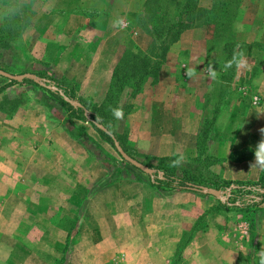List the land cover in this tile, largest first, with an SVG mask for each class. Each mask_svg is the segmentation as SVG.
Wrapping results in <instances>:
<instances>
[{
    "label": "crops",
    "instance_id": "obj_1",
    "mask_svg": "<svg viewBox=\"0 0 264 264\" xmlns=\"http://www.w3.org/2000/svg\"><path fill=\"white\" fill-rule=\"evenodd\" d=\"M4 1L0 0V5ZM145 1H21L24 9L20 11L23 22L18 41L23 50L39 55L32 57L21 74H47L54 86L86 112L88 103L101 105L123 59L126 65L131 55L155 56L154 51L138 44L137 31L143 33L147 43L152 40L130 19L143 10ZM195 31H186L179 40V50L187 51L181 55H186L189 71L187 65H178V54L171 47L164 63L156 68L157 76L145 78L139 92L126 93L119 104L123 116L116 119L125 123L126 139L132 147L131 151L124 150L143 165L170 160L175 176L190 180L192 185H230L234 189L257 184L264 170L254 165L256 150L264 142V130L258 128L264 121V115L258 112L260 104L246 103L241 114L240 100L235 97L229 103L223 94L213 102L211 112L209 100L200 99L201 93L205 91L204 98L210 90L199 78L204 68L189 65L199 56L193 51L198 43L209 41L198 39ZM262 39L264 45V36ZM1 42L6 47L0 51L11 49L0 27ZM74 92H83L79 94L83 100L78 102ZM24 113L25 123L31 127L55 124L53 119L62 117L58 111L48 117L41 104ZM71 120L74 125L80 122ZM52 130L45 146L52 148L63 140L60 154L67 162L60 160L57 169L55 165L49 169L57 170L60 192L77 204L64 216L71 222L69 229L59 228L82 252L75 264H264L262 189L251 190L257 208L245 218L241 208L220 210L219 201L203 193L157 189L139 170L124 177L119 170L107 172L99 164H80L82 157L89 156L71 137V131L58 125ZM48 161L54 163V159ZM80 179L88 180L81 194L76 193ZM211 209L216 211L214 216H207ZM63 263L68 264L67 260Z\"/></svg>",
    "mask_w": 264,
    "mask_h": 264
},
{
    "label": "rangeland",
    "instance_id": "obj_2",
    "mask_svg": "<svg viewBox=\"0 0 264 264\" xmlns=\"http://www.w3.org/2000/svg\"><path fill=\"white\" fill-rule=\"evenodd\" d=\"M21 1L23 0H5L0 5V27L7 40V46L12 49L0 51L2 54L0 70L13 75H19L26 70L27 63H30L32 57L37 55L30 50H26L28 52L23 50L18 41L23 22L20 11L24 9ZM212 1L195 0L196 6L202 11L210 10L207 7L211 6ZM226 2L227 0H220L219 9H222V3ZM228 2L231 5L227 7L225 14L217 11L216 14L201 17L196 23L190 24L189 29L181 33L182 35L192 29L196 30L195 34L198 39L209 40L205 43H198V47L193 51L200 57H196L189 65L204 68L203 77L199 78H202L201 83L204 86L206 85L207 88L210 86V90L204 98L205 91L201 93L200 99L209 100L211 112L215 107L213 102L218 96L225 94L227 102H231L235 97L240 100L241 112H239L241 114L244 113L246 103L251 104L252 102L254 106L260 104L258 112L264 115V45L262 39L264 36V0H228ZM165 6H168L167 20L172 19L176 15V10L180 8L167 3L166 0H161L160 7ZM218 14L219 19L225 21L226 28L223 29L230 31L228 27L231 28V33H226L227 35L223 38L215 37L217 30L209 22L212 20L214 23ZM130 19L134 21L133 18ZM141 34L143 33L137 31V37L133 34L131 36H135L138 44H143L145 50L149 51L151 42L147 43ZM181 35L168 47L167 52L171 47L173 51L176 49L178 65L182 68L187 65L189 71L186 55H181L187 51L179 50ZM226 43H229L228 47ZM224 45H226L225 48H223ZM37 49L40 50V47ZM201 58L204 59L200 60ZM36 59L38 58L35 57L34 60ZM184 70L183 72H186V69ZM40 78L53 83L47 74L41 75ZM256 78L257 82H255ZM23 82L8 85V79L0 76V264H62V261L66 260L68 264H75L81 258L82 252H78L77 246H73L72 239L64 233L61 234L59 228L62 227L64 231L69 229L71 222L64 216L69 212L72 213L77 204L69 202L68 197L60 192L56 183L58 176L57 170L54 169H57L56 165L60 160L67 162V158L64 155L61 157L60 154L64 148L60 146L63 140L59 139V143L52 148L48 147V149L45 146L47 138L53 132L51 128L53 129L55 125L66 126L71 131V137L76 140L77 145L84 148L89 156L88 158L82 157L80 164H87L91 167H97L99 164V167L107 172L119 170L124 177L128 175L127 172H136L137 169L126 163L114 150L115 148L103 140L89 124L83 125V122H79L76 127L74 126L75 128L71 126L68 121L72 116L63 107L59 109L57 105H54L55 101L49 96V94L58 96L57 94L45 93L37 84L34 83L35 86ZM82 93L74 92L78 102L83 100L79 95ZM126 93L130 92L126 89L123 94H120L118 105L126 97ZM258 97L261 98V103ZM255 100H257L256 104H254ZM37 104L42 105L48 117L49 115L54 116L57 111L62 117L58 121L53 119L55 124L28 126L25 123L24 112ZM69 106L72 111L76 109ZM88 106L87 115L90 117L93 115L90 112L93 111L91 109L94 104L88 103ZM107 114L108 120L103 121L100 116L96 122L102 123L101 125L114 136L123 150L125 148L131 151L132 147L128 145L126 139L125 123L121 119H116L113 112ZM228 115H230L229 111L226 112L227 117ZM258 128L264 130V121L259 123ZM50 150L53 152L48 154ZM50 159H54L55 164H48ZM54 165V169H49ZM156 176L155 174L153 178H150L152 184L158 180ZM87 184V179L84 181L80 179L76 193L79 191V194L83 193ZM207 188L225 192L226 200L224 203L219 202L220 210L241 208L240 212L248 218L251 217L253 209L257 208L251 196V190L255 189L254 187L237 185L234 190L230 189V185H222ZM214 212L216 211L211 209L207 212V216H214ZM245 212L248 213L245 214ZM67 246H69L66 252L68 255L64 257Z\"/></svg>",
    "mask_w": 264,
    "mask_h": 264
},
{
    "label": "trees",
    "instance_id": "obj_3",
    "mask_svg": "<svg viewBox=\"0 0 264 264\" xmlns=\"http://www.w3.org/2000/svg\"><path fill=\"white\" fill-rule=\"evenodd\" d=\"M166 1L169 4L176 5V7H180L178 10H176V15H174L170 20L166 19L169 15L166 13V9H168V6L162 7L164 9L163 10L160 7L161 0H146L143 10L140 13L134 14L132 16L134 21H131V23L151 37L152 41L150 51H154L155 56L150 57L149 55H145L143 53L131 55V57L128 58L126 65L124 61L125 59H123L120 67L115 71L113 84L106 100L101 105H94L92 107L91 110L93 111H91V113H93V115L88 119L86 118L84 109L77 108L75 109L76 111H72L69 104L65 102L59 95L53 96L52 94H49V90L39 87L45 93H48L49 96L52 97L53 101L57 102L61 107L65 109V111L69 112L70 116H72V118H74L76 121L87 122L93 129H95V131L101 136V138H103V140H105L112 146V148H114L112 139L108 135L97 129L94 122H96L100 116L102 118L101 120H108L107 113L114 112L115 109H119L118 98L121 93L123 94V91L125 92L124 88L127 87V85H129L127 90L130 92V94H134L139 92L140 83L144 81L145 78H155L157 76L156 68L161 65V61L163 62L168 51V47L172 43L177 41L183 31L190 28V24L196 23L201 17L210 15L212 13L216 14L217 11L225 14L227 12V7L231 5L227 0L225 4L222 3V9H219L220 0H213L211 2L212 4L210 10L202 11L196 6L195 0ZM200 12H202V14H200ZM215 19V24L212 22V20H209V22L213 24L217 30L215 37L223 38L227 35L226 33H231L230 27H228L230 31L223 29L224 27L226 28V24L224 23L225 21L219 19V14ZM228 46L229 43L227 44V47ZM5 47V42H1L0 49ZM225 47L226 45L223 46V48ZM36 76L40 77L39 75ZM23 83L34 84V82L30 79H25ZM14 84L18 83L8 80V85ZM114 102L116 105L114 104ZM68 123L71 126L73 125V127H76L72 120L68 121ZM144 165L148 166L149 168H153L156 175L158 171L163 173V180L158 179L155 184H152V186H154L155 188L163 190H187L188 188H190V180L186 178H178L175 176L174 171L171 170L172 164L170 160L160 159L154 164L144 163ZM247 185L250 186V188L257 187L263 190V192L261 193V201L262 203H264V170L257 184ZM234 190H236V188ZM246 213L248 212H245V214Z\"/></svg>",
    "mask_w": 264,
    "mask_h": 264
},
{
    "label": "water",
    "instance_id": "obj_4",
    "mask_svg": "<svg viewBox=\"0 0 264 264\" xmlns=\"http://www.w3.org/2000/svg\"><path fill=\"white\" fill-rule=\"evenodd\" d=\"M0 76L8 79L10 81L17 82V83L23 82L25 79H30L35 84H37L38 86L45 88V89L59 95L65 102H67L69 105L73 106L74 108L84 109L79 103L70 99L60 89H58L56 86H54V84L36 76V75H32V74L13 75V74L7 73L3 70H0ZM84 111H85L86 118L88 119L89 115H87V112L85 109H84ZM94 124H95L97 129H99L100 131H102L103 133H105L106 135H108L112 139L113 146H114L116 152L119 154V156L126 163L131 165L133 168L139 170L140 172L144 173L145 175L149 176L150 178L154 177V175H155L154 169L149 168V167L141 164L140 162L136 161L135 159L131 158L127 153H125V151L121 148L119 143L115 140L114 136L112 134H110V132L107 131V129L103 125L99 124L98 122H94ZM156 177L160 180H163V173L158 171ZM189 187L190 188H188L187 190H191V191H195V192L203 193L205 195L212 196L215 199H217L219 202L224 203V201L226 200L225 192H223V191H219L216 189L207 188V187H203V186H196V185H192L190 183H189Z\"/></svg>",
    "mask_w": 264,
    "mask_h": 264
},
{
    "label": "clouds",
    "instance_id": "obj_5",
    "mask_svg": "<svg viewBox=\"0 0 264 264\" xmlns=\"http://www.w3.org/2000/svg\"><path fill=\"white\" fill-rule=\"evenodd\" d=\"M113 114L116 118H122L123 116L122 110L120 109H115ZM173 163L176 164L179 162L174 161ZM254 165L264 168V142H261L256 150ZM261 255H264V253H261Z\"/></svg>",
    "mask_w": 264,
    "mask_h": 264
},
{
    "label": "built area",
    "instance_id": "obj_6",
    "mask_svg": "<svg viewBox=\"0 0 264 264\" xmlns=\"http://www.w3.org/2000/svg\"><path fill=\"white\" fill-rule=\"evenodd\" d=\"M257 100H255L254 104H256Z\"/></svg>",
    "mask_w": 264,
    "mask_h": 264
}]
</instances>
